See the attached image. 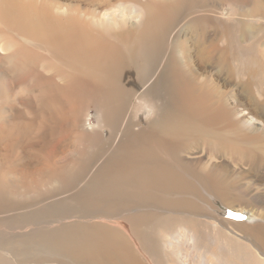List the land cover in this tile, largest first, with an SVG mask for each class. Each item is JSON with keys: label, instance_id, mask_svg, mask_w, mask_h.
Returning a JSON list of instances; mask_svg holds the SVG:
<instances>
[{"label": "rangeland", "instance_id": "1", "mask_svg": "<svg viewBox=\"0 0 264 264\" xmlns=\"http://www.w3.org/2000/svg\"><path fill=\"white\" fill-rule=\"evenodd\" d=\"M81 2L98 3L103 9L108 7L104 0ZM157 3L158 6L164 4L162 1ZM151 4L150 1L148 5ZM118 5L119 8L116 7ZM132 5L113 0L106 12L110 16H122ZM167 9L170 12L162 16L158 24L149 25L152 30L156 25L162 27L161 31L152 32L160 33L159 43L152 49L154 56L149 51L150 35H146L145 29L139 26L142 16L137 21L127 22V27L130 24L137 26L138 30H142L141 35L147 36V51L140 61L141 65L121 62L124 66L122 81L129 85L126 86L129 89L123 99L126 102H122L126 115L119 116L116 130L123 128L124 137L112 135L106 143L99 136L107 132V116L111 113V107L120 102L117 99L120 97L107 98L106 88L98 84L94 76L84 78L86 83L80 82L78 88L75 85L77 80L71 79L72 75L64 77L57 63L61 59L57 56L50 59L47 51L36 49V55L32 51L21 56L14 55L19 47L18 37L10 26L11 32L7 36L0 35V69L7 73L5 78L0 74V158L5 155L4 162L0 163V264H13L14 256L19 257L22 264H87L96 241L104 242L114 264H124V255L113 250L110 238L114 234L112 228L117 217L133 212H139L141 220L139 226L137 223L134 226L140 236V245L138 240L132 238L137 243V247L133 246L139 255L144 253L146 264H218L214 257L210 258L202 249L194 247L182 231H166L175 226L169 227L161 215L164 212L181 213L178 207L182 205L185 193L165 192L159 196L148 193L145 200L141 194L142 184L137 179H124V182L129 181L127 188L122 186L123 182H119L123 180L119 171L134 165V161L127 158L131 155L127 151L144 147L166 148L165 153L171 154L175 162L163 158L164 163L172 162L181 167L174 170L180 178L175 184L195 188L197 184L194 178L202 183L203 186H200L198 182V191L204 200L198 198L197 202L206 205V208L195 212L198 217L210 221L223 220L222 224L228 230L246 234V228L235 222H246L250 214L245 212L252 211L238 210L264 208V155L256 150L264 142V125L261 127L254 117L252 123L256 127L251 123L239 122L241 115L243 118L254 116V110L264 118V0H172ZM33 43L28 39L26 48H33ZM203 46L207 47V52L201 58L196 50ZM186 48L194 69L201 76L200 84L212 79L227 94L229 89L234 92L236 88L237 93L247 94V97L250 95L251 98L239 100L226 97L223 108L212 112H202L200 107L188 108L185 90L181 89L182 93L179 90L180 94L174 90L178 88L176 82L163 79L156 82L160 68L162 72L174 73L173 77L184 78L185 87L192 91L196 84L185 76V72L177 75L180 72L178 62L181 61L179 52ZM118 51H121L120 47ZM24 63L28 64L29 79L14 78L10 84L9 71L14 72L13 68L18 66H22V71ZM257 72V75L252 74ZM68 84H72L70 87L73 88L69 89ZM154 93H158V97L154 98ZM213 97L220 100L216 95ZM235 108H238L237 111ZM106 111L108 115L104 113ZM167 115L173 121L169 129L173 128L179 136L176 139L164 137L156 131L160 128L153 119L159 121L167 118ZM150 120L153 124L151 127L148 124ZM179 121L188 125L183 126ZM210 121L214 128L211 130ZM199 122L207 126L200 132L202 136L188 135ZM211 131L216 133L212 134ZM90 135L93 137L90 138ZM112 146L117 147L120 153L105 157L113 149ZM144 163L150 165L154 162L150 158ZM208 164L218 169L223 167L228 174L223 176L211 170ZM47 166L51 175L44 173ZM98 168L114 171L113 177L110 176L109 183L105 185L106 189L109 185L114 189L119 183L118 190L110 194L113 197L105 188L90 190V186H94L98 180ZM201 169L206 174H201ZM187 173L184 176L186 179L180 177ZM88 179L91 182L82 188L80 185ZM209 187L221 193L213 194ZM207 201L212 208H208ZM144 219L146 223H143ZM256 222L264 224V220L257 219ZM250 249L261 260L257 250L251 245Z\"/></svg>", "mask_w": 264, "mask_h": 264}, {"label": "bare ground", "instance_id": "2", "mask_svg": "<svg viewBox=\"0 0 264 264\" xmlns=\"http://www.w3.org/2000/svg\"><path fill=\"white\" fill-rule=\"evenodd\" d=\"M81 1L83 0H0V35H2V37H4L3 35L7 36V34L11 32L9 29V26H10L11 28L14 29L16 37H18L17 45L19 47H17V50L14 55L17 54L21 56V54H25L27 51H29V53L30 51H32L36 55V51H37L36 49H40L41 52L47 51L49 53L50 59H52L53 56H57L61 59L60 62H57L59 65V68L64 72L65 74L64 77H67L68 74H70V76L72 75L71 79L77 80L75 85L76 84L78 85L80 82L86 83L84 78L91 79V77L94 76V78L96 79V82L98 84L101 83L106 88L105 94L107 98H113L114 96L120 97V98H117L118 100H120V102L119 101L116 102L118 106L114 102L115 105L111 107L110 115L106 114L107 111L104 112L106 115H108L107 116L108 120L106 121V125H105L107 132H105V134L102 136L100 135L99 139L103 140V142L106 143L110 140L109 138H111L112 135L114 136L116 135L117 137H124L123 128L122 130L121 129L116 130V123L119 120V116H124V114L126 113V110L124 111V105H123L126 101L124 102L123 99L124 97H126L125 93L129 89V87H126L129 85H126V83L124 84V82L122 81L123 78L121 77V73H122V69L124 68V66L121 64V62H128V63L130 62L131 64L140 63L141 59L143 58L144 54L147 51V45L145 43V38L147 37L146 35H150L151 44H150L149 51L153 54L152 49H154L159 43L158 36L160 35V33L152 34V32L161 31L162 27L156 25L155 26L156 28L152 30L149 28V25H151V23L158 24L157 23L158 20L161 21L162 16L165 17L170 12V9H167V8L170 7V3L172 2V0H145L144 2L140 0H119L125 4L126 3L133 4L129 8V11L126 14H123L122 16H118V14L116 16L114 15L110 16L109 13L106 12V10L110 7V5H112L113 0H104V2H107L108 4V7L104 9L101 8V6L98 3H95V4L86 3L85 4V3H82ZM150 1L153 4L148 5ZM157 1H162L164 4L161 6H158ZM116 7L119 8L120 5ZM143 12L144 14H142ZM140 16H142V19H141V23H139L140 24L139 26L143 27L142 30L145 29V33H147L145 36L141 35L142 30L140 29L138 30L137 26H132V24H130L131 25L130 27L126 26L127 22H129L130 20L137 21L139 20ZM28 39L30 43L35 42L33 43L34 45L32 46L33 48H26L25 42ZM119 47L121 48V51H118ZM244 47H246V45ZM117 51H118L117 53L118 55H116ZM188 52H189L188 48L182 49L179 52V57H181V61L178 62L180 66V72L177 75H182V72H185L186 74L185 76L196 84L194 88L192 89V91H189L185 87L184 78L173 77L175 74L169 73L170 71H168V73L162 72L161 69L159 68L156 74V82H160L162 81V79L169 80L171 83L176 82L179 89L174 88V90L177 91L178 93H179V90L181 91V93L183 92L181 89L185 90V93H186V97H184L185 101L189 100L187 104L188 108H191V107L199 108L200 107L202 112L205 110H209V112H212V110L222 109L228 97L229 99L232 97H235V98H238L239 100L240 99L244 100L245 98L247 99L250 97V95H248L249 97H247L246 96L247 94L244 95V94L237 93L236 88L234 92L231 91V89H229V94H227L226 91H221L220 86H218L217 83H213L211 81L212 79H207L206 82L204 83L202 82V84H200L201 76L194 69L192 61H191V56ZM206 52H207L206 46H203L202 49L196 50V54H198V57H201V58H204ZM154 55L155 54H153V56ZM119 65H121L120 69L118 68ZM159 66H161V63L159 64ZM21 68L20 66H18V67L13 68L14 72L9 71L10 84H12V81L14 80V78H17L19 80L29 79L28 64L26 65L25 63L23 64L22 71H21ZM0 74L3 75L1 77H4V75L7 73L4 69H0ZM252 74L257 75L258 72L252 73ZM64 80L66 82V79ZM121 82H123L122 83L123 85L121 84ZM71 85L68 84L67 87H69V89H72L73 87H70ZM78 88H79V85H78ZM157 94L154 95V98L158 97ZM214 95L218 96L220 100L215 99L213 97ZM112 100L117 101L116 99H112ZM234 103L232 102V104ZM106 108H108V104ZM143 109L145 108L143 107ZM253 112H254V116H252L253 115L252 114L250 115V117L246 116L245 118H243V116L241 115L239 122L246 123V124L251 123L252 126L256 127V125L252 123V120H253L252 117H254L255 121H258L260 123L259 125L263 127L264 118H262L261 115L258 114L259 112H256L255 110ZM216 114L218 113L216 112ZM245 115L247 114L245 113ZM153 120L155 124L161 130H163V132H161L160 129L156 130L160 132L162 136L171 138V139L172 138L176 139L177 137H179L178 135L174 133L173 128L169 129V127L173 126L172 125L173 121L168 115H167V118L165 119H161L159 121L157 120L155 121V119ZM179 122H182V121H179ZM211 123L212 121L209 122L210 130L214 129L211 127ZM148 124L150 127L151 125H153L151 120L149 121ZM182 125L183 126L188 125V123L185 124L182 122ZM205 126H203V124L199 122L197 123V125L193 126V130L189 134L186 133L183 135L191 134V136L192 135L199 136L200 132L203 131L202 129H204ZM233 126H234V123H233ZM147 133H150V132H147ZM211 133L213 134L216 132L211 131ZM146 136H151V135H146ZM92 137L93 136L90 135V138ZM114 147L109 152L108 155H105V157L116 156L118 153H120L119 150H118L119 152H117L118 148L117 147L114 148ZM165 149H166L165 147L156 146V147H153V149L152 147H144V148L136 149L134 151H127V153L128 152L131 153V155L128 156L127 158L133 160L134 165L132 167H128L125 171L120 169L121 170L119 171L120 177L123 180L119 182H123L122 186H126L127 188L129 184V181L124 182V179L126 180L127 179H132V180L137 179L138 182L142 184V185L140 184H137V185L141 186V191H142L141 194L145 200L147 199L148 193H151L153 196L154 194L156 196H159L161 195V193H165V192L169 194L170 193L172 194V192H177V191H181L185 193L187 197L185 196V199L182 202V205L180 204L178 207V208H181V213L173 212V213L168 214V212L163 211L164 213L161 215L164 222L167 223L169 227H171V225L175 226L173 229L164 228V229H169V230H166L167 232H174L178 230L182 231L181 233L186 235L192 241L194 247L202 249L204 252H206L210 256V258L214 257V260L219 261L218 264H222L221 262H224L223 264H264V224L260 223L261 225H259L256 222L257 219L264 220V208L262 207L260 209H255V210L251 208L249 209L240 208L238 210L242 212L245 210L252 211V212H245V213L250 214V217L246 222H243V221L235 222V223H238L237 225H240L246 228L245 229L246 234L243 231L238 232V231L228 230L222 224L223 220L215 219L216 221H210V220H206V219L198 217L195 212L202 211V209L206 208L205 207L206 205H200L197 202L198 198L203 199L201 197L202 196L201 193L199 194V191H198L199 180L196 181L197 179L194 178V181L197 184L195 188L194 187H182V186L175 184V182L178 183L180 178L179 176L176 175L174 170L181 168V167L179 165L177 166L176 163H172V162H175V160L174 158H172L171 154L165 153ZM256 150H260L264 155V142L261 147L259 144ZM165 155H168V157H166ZM4 158H5V155H3V157L0 158V163L4 162ZM150 158H152V161L154 163L150 165L145 164L144 163L145 160L150 159ZM163 158L167 159L165 161L171 160L172 162L164 163ZM140 162H142V165L140 164ZM211 164L210 165L208 164V167L211 170L213 171L216 170L220 172L223 176H225V174H228L226 169H222L223 167H220L223 170L222 172L221 169H218V167L211 165ZM126 166L127 165L125 164L124 167ZM194 166H199V165L195 164ZM200 166L203 167V165H200ZM110 167L112 168L113 166H110ZM47 168L48 169L46 170V172H44L45 175L47 174L51 175L52 173H50L48 166ZM122 168H123V165H122ZM168 169H170V171L167 173ZM118 170L116 172H118ZM97 172H98L97 173L98 180L94 182V186L92 187L90 186V190H100V189L105 188V185L109 183L110 176L113 177L112 174L114 173V171L102 170L101 168H98ZM99 173H101L102 176H99ZM188 174L189 173L185 175H181L180 177L182 179H186L185 177ZM201 174H206L204 169H201ZM53 178H55V176H53ZM88 182H91V179H88L85 183H83L80 186H82L83 188ZM253 182L255 181L253 180ZM207 184L209 183L207 182ZM200 186H203L202 183ZM110 187L111 186L109 185L107 189L105 188L106 190L109 191L108 192L109 195L118 190L119 183L114 189ZM215 190H218V189H215ZM209 191L216 195L221 193V192H214L212 191V189L210 190V187H209ZM125 194L127 195V192H125ZM83 197L85 198V196ZM143 198L142 200L145 201ZM125 201H126V198L123 200V202ZM209 201L205 203L208 205V208H212V204H210ZM110 208H112L113 211H116V209H114L113 207H110ZM124 209H127V208H124ZM131 209H133V207ZM121 214H122V211H121ZM145 221L146 219L143 220V223H146ZM140 222L141 220L139 218V212L138 213L133 212L132 214L127 213V215L118 216L117 221L113 225L112 232L114 234H112L110 238V244L115 252L122 253L124 255L125 257L124 264H146L145 257H143L144 253H141L139 255L134 250V246H133L134 244L137 247V243H136L137 240L139 244L140 236L134 230V226L136 225V223L139 226L141 224ZM87 227H90V226H87ZM232 232L235 235L241 237L243 240L250 242V244H248V242L245 241L247 243L246 244L243 240L238 239L232 234ZM132 238H135L136 241H134ZM93 245H94L93 251H92L93 254L89 257V262L87 264H114L111 261L112 255L108 252V249L104 245V242L96 241L93 243ZM250 245L257 250L258 254H260L261 260L257 258L254 252L250 249ZM48 249L50 250V248ZM3 256H5V254ZM13 264H22L19 257L14 256Z\"/></svg>", "mask_w": 264, "mask_h": 264}]
</instances>
